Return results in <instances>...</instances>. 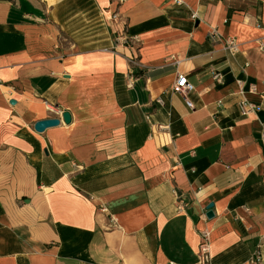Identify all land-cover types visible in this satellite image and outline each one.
<instances>
[{"label":"crops","instance_id":"1","mask_svg":"<svg viewBox=\"0 0 264 264\" xmlns=\"http://www.w3.org/2000/svg\"><path fill=\"white\" fill-rule=\"evenodd\" d=\"M204 231L264 264V0H0V264H198Z\"/></svg>","mask_w":264,"mask_h":264},{"label":"built area","instance_id":"2","mask_svg":"<svg viewBox=\"0 0 264 264\" xmlns=\"http://www.w3.org/2000/svg\"><path fill=\"white\" fill-rule=\"evenodd\" d=\"M227 47L231 50H235L236 45L233 39H228L227 40ZM214 78L219 81L221 76L217 73H214ZM132 80V79H131ZM131 86V85H130ZM194 86L188 81L187 77H185L182 74L177 75V79L175 84L172 87V92L179 94V95H187L188 93L194 91ZM241 109L244 114L252 112L254 109L253 106L248 105L246 102L241 103ZM178 209L179 211H184L186 208L185 203L183 202L182 199H180L178 195ZM102 212H106V209H102ZM210 249H211V236L208 231L202 232L201 235V242L199 244V249H198V256H199V263L198 264H214L212 262V258L210 255ZM255 261L257 263L261 262V253L260 251H257L255 253Z\"/></svg>","mask_w":264,"mask_h":264},{"label":"water","instance_id":"3","mask_svg":"<svg viewBox=\"0 0 264 264\" xmlns=\"http://www.w3.org/2000/svg\"><path fill=\"white\" fill-rule=\"evenodd\" d=\"M11 104H14V101H12ZM62 117L65 123L69 124L71 122V115L69 112H64ZM59 124H60V121L58 119L41 120L35 124V130L40 133V132H44L48 128L58 126ZM212 208H213V205H210L208 207L207 217L209 219H212L214 217Z\"/></svg>","mask_w":264,"mask_h":264}]
</instances>
